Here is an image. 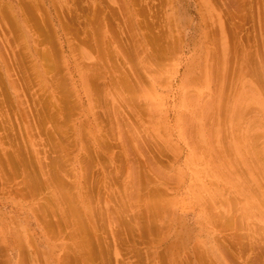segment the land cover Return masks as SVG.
I'll list each match as a JSON object with an SVG mask.
<instances>
[{"label":"rangeland","instance_id":"rangeland-1","mask_svg":"<svg viewBox=\"0 0 264 264\" xmlns=\"http://www.w3.org/2000/svg\"><path fill=\"white\" fill-rule=\"evenodd\" d=\"M263 13L0 0V264H264Z\"/></svg>","mask_w":264,"mask_h":264},{"label":"bare ground","instance_id":"bare-ground-1","mask_svg":"<svg viewBox=\"0 0 264 264\" xmlns=\"http://www.w3.org/2000/svg\"><path fill=\"white\" fill-rule=\"evenodd\" d=\"M243 2H244V1H243ZM241 4H242V2H241ZM255 5H256V4H255ZM261 6H262V5H261ZM150 7H152V6H150ZM253 7H254V5H253ZM261 12H262V11H261ZM263 14H264V13H263ZM263 19H264V17H263ZM207 24H208V23H207ZM210 24H211V23H210ZM130 26H131V25H130ZM210 26H212V25H207V27H208V31H207V32H208L209 34H211V35H215V31H216V30H215V27H214V26H213V27H210ZM131 34H132V33H131ZM130 36L133 37V34L130 35ZM145 36H146V35H145ZM147 37H148V36H147ZM151 37H153V36H152V33H151ZM154 37L156 38V36H154ZM213 37H214V36H213ZM36 40H37V39H36ZM146 41H147V40H146ZM153 42H154V41H153ZM155 42H156V41H155ZM150 43H151V42H150ZM161 43H162V42H161ZM153 44H154V43H153ZM156 44H157V43H156ZM158 44H160V43H158ZM158 44H157V45H158ZM158 46H160L159 48H162V50H163V52H164V54H165V53H166V52H165V48H167V45H165V46H166L165 48H163V46H164L163 43L160 44V45H158ZM161 46H162V47H161ZM150 47H151V46H150ZM159 48H155V46H153V49H159ZM167 49H168V48H167ZM167 49H166V51H168ZM159 51H160V49H159ZM149 53H150V52H149ZM155 53H156V52H155ZM158 55H160V54H158ZM218 55H219V54H218ZM154 56H155L154 54H150V55L147 57L146 64L144 65V71H145V74H146V75H144L143 78H144V81L147 82V83H149L151 86L154 85V82H153V81L155 80L156 77H155V75H153V74L151 73V71H150L151 69H149V65H148V64H151V63L153 62L152 58H153ZM164 56H165V55H163V58H165ZM157 57H159V56H157ZM161 57H162V56H161ZM231 57H232V55H231ZM233 58H234V56H233ZM150 59H151V60H150ZM230 61H232V58L230 59ZM150 62H151V63H150ZM232 62H233V61H232ZM232 62H230V63H232ZM155 64H156V63H155ZM232 64H233V63H232ZM230 65H231V64H230ZM231 67H232V65H231ZM256 68H257V67H256ZM257 69H258V68H257ZM257 69H256V70H257ZM154 70H155V69H154ZM258 70H259V69H258ZM253 72H255V71L253 70ZM256 73H257V72H256ZM258 73H259V75L261 74L259 77H262V72H261V73L258 72ZM258 73H257V74H258ZM228 77H229V75H228ZM88 79L91 80L90 78H88ZM228 79H229V78H228ZM123 80H124V81H123ZM123 80H122L123 83L126 85V87L129 88V90H130V89H131V90H132V89L135 90V88L137 87L138 75H134V74H126V75L123 77ZM260 83H261V82H260ZM124 84H122V86H123ZM227 84H228V83H227ZM86 85H87V80H86ZM125 85H124V86H125ZM226 87H227V86H226ZM123 88H124V87H123ZM226 89H227V88H226ZM134 90H132V91H134ZM135 92H136V90H135L133 93H135ZM127 93L131 94L130 92H127ZM133 93L131 94V96L133 97V99H136V98L134 97L135 95H134ZM133 95H134V96H133ZM131 96H130V97H131ZM127 97H129V96H127ZM132 97H131V100H132ZM127 100L129 101V98H128ZM135 101H136V100H135ZM224 102H225V101H224ZM133 103H134V102H133ZM224 104H225V103H224ZM51 105H52V104H51ZM134 106H135V105H134ZM125 107H126V106H125ZM222 108H223V107H222ZM221 116H222V115H221ZM220 124H221V123H220ZM50 136H52L51 133H50ZM132 137H133V136H132ZM0 138H4V137H0ZM1 164L4 165L3 161L1 162ZM14 165H16V164H15V161H14ZM0 168L2 169L3 166H1ZM2 171H4V170H2ZM59 191H60V190H59ZM150 204H151V203H150ZM39 206H41V205H39ZM150 206H151V205H150ZM41 207H42V206H41ZM69 207H70V206H69ZM69 207H68V208H69ZM73 207H74V206H73ZM148 207H149V206H148ZM74 208H75V207H74ZM71 209H73V208H71ZM74 210H75V209H74ZM66 211H67V210H66ZM69 211H70V209H69ZM70 212H71V211H70ZM70 212H68V213L72 215L73 212H72V213H70ZM74 212H75V211H74ZM68 213H67V214H68ZM69 214H68V215H69ZM64 215H65V214H64ZM68 215H67V216H68ZM88 216H89V215H88ZM154 217H156V216H154ZM45 222H46V228L49 229V231H50V228L52 229V227H51L52 224L49 223V222H47V221H45ZM80 223H83V224H84L85 222H83V220H82V222L80 221ZM80 223H79V224H80ZM86 225H87V224H86ZM81 226H83V225H82V224L79 225V227H80L79 230L83 229V228H81ZM87 226H88V225H87ZM87 226H86V227H87ZM84 227H85V225H84ZM86 227H85V228H86ZM86 229H87V228H86ZM86 229H84V230H86ZM89 229H90V227H89ZM87 230H88V229H87ZM52 231L55 232L53 229H52ZM69 234H70V233L68 232V234H66V235L69 236ZM68 236H67V237H68ZM71 238H72V237H70L69 239H71ZM68 246H69V245H68ZM80 247H81V246H80ZM262 249H263V248H262ZM66 250H69V249H68V248H65L64 255H62L61 258L64 257L65 254H67V251H66ZM262 251H264V250H262ZM0 253H1V252H0ZM262 254H263V253H262ZM263 255H264V254H263ZM201 256H202V255H201ZM0 257H1V256H0ZM202 259H203V258H202ZM202 259H201V260H202ZM199 260H200V258H199ZM0 262H1V261H0ZM257 262H258V261H257ZM1 263H2V262H1ZM253 263H254V262H253ZM255 264H256V263H255Z\"/></svg>","mask_w":264,"mask_h":264}]
</instances>
